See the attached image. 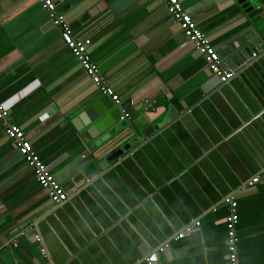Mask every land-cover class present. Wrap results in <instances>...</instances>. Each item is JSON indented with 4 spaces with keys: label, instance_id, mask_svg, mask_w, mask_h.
Masks as SVG:
<instances>
[{
    "label": "crops",
    "instance_id": "0c3cea01",
    "mask_svg": "<svg viewBox=\"0 0 264 264\" xmlns=\"http://www.w3.org/2000/svg\"><path fill=\"white\" fill-rule=\"evenodd\" d=\"M53 1L130 123L156 133L55 205L0 122V264H229L227 198L238 264H264V178L248 185L264 168V14L179 0L218 53L262 47L248 67L222 59L236 75L220 84L161 0ZM101 98L38 1L0 0V102L61 185L88 164L78 116ZM172 100L184 112L158 129Z\"/></svg>",
    "mask_w": 264,
    "mask_h": 264
},
{
    "label": "built area",
    "instance_id": "2783aa9c",
    "mask_svg": "<svg viewBox=\"0 0 264 264\" xmlns=\"http://www.w3.org/2000/svg\"><path fill=\"white\" fill-rule=\"evenodd\" d=\"M38 1L44 11L48 14L52 25L59 29L61 35L62 44L70 51L72 56L78 62L79 66L85 74L90 78L93 86L99 90L102 97H108L115 107L121 111V120L129 121V114L121 109L120 98L113 93V91L107 86L104 78L101 76L98 67L92 61L89 54V40H79L73 34L70 24L65 17L59 13L57 4L53 0H36ZM167 8L168 14L176 21L185 36V38L193 44L196 51L204 58L209 71L218 79L220 84H227L235 77V72L225 67L218 52L212 47L207 38L198 29L192 18L183 9L179 0H161ZM0 122L4 124V137L8 141L11 148L22 156L26 166L32 171L34 178L38 182L39 186L47 192L49 200L55 205H62L69 199V195L62 188L59 181L49 173L43 162L38 155L32 149L30 142L25 138L24 132L21 127L16 126L8 122V109L0 102ZM261 178H264V168L261 172L254 176L249 182V186L257 184ZM224 203L228 206V216L226 217V245L229 254V264H238L237 255V243L236 236V224L238 217L236 214V203L231 198L224 200ZM198 228L199 223H195L193 227L186 229V231L192 230V228ZM184 237V234L180 233L175 236L174 240H179ZM169 245L164 244L159 248L160 252L168 249ZM147 263L152 264L154 262L153 257L146 259Z\"/></svg>",
    "mask_w": 264,
    "mask_h": 264
},
{
    "label": "water",
    "instance_id": "95a60500",
    "mask_svg": "<svg viewBox=\"0 0 264 264\" xmlns=\"http://www.w3.org/2000/svg\"><path fill=\"white\" fill-rule=\"evenodd\" d=\"M235 1L249 18L264 14V0ZM262 23L264 24L263 21ZM253 37L254 34L251 36L252 39L246 37L244 40L231 43L218 53L220 58L227 60L230 65L235 67H248L262 54V47ZM183 112L184 109L180 104L176 100H172L166 118L157 128H163ZM121 116L120 109L115 107L108 97L96 100L89 111L85 110L80 117L78 116L86 126L84 131L91 139L88 147L89 154L86 157L88 164L70 181L62 185L65 192H69L76 185L87 183L88 179L98 171L102 173L108 170L112 162L119 160L125 152L140 146L156 133L153 126L139 130L130 121L121 120ZM108 149L112 150L105 154Z\"/></svg>",
    "mask_w": 264,
    "mask_h": 264
}]
</instances>
